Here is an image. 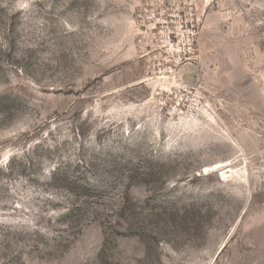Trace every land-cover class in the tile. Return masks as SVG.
Segmentation results:
<instances>
[{"label": "rangeland", "instance_id": "rangeland-1", "mask_svg": "<svg viewBox=\"0 0 264 264\" xmlns=\"http://www.w3.org/2000/svg\"><path fill=\"white\" fill-rule=\"evenodd\" d=\"M0 264H264V0H0Z\"/></svg>", "mask_w": 264, "mask_h": 264}, {"label": "water", "instance_id": "water-1", "mask_svg": "<svg viewBox=\"0 0 264 264\" xmlns=\"http://www.w3.org/2000/svg\"><path fill=\"white\" fill-rule=\"evenodd\" d=\"M191 77V74H188L187 76H186V78H190Z\"/></svg>", "mask_w": 264, "mask_h": 264}]
</instances>
